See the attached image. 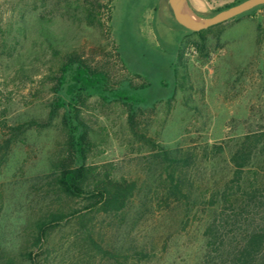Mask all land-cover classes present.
Segmentation results:
<instances>
[{"label": "rangeland", "instance_id": "1", "mask_svg": "<svg viewBox=\"0 0 264 264\" xmlns=\"http://www.w3.org/2000/svg\"><path fill=\"white\" fill-rule=\"evenodd\" d=\"M185 1L202 22L242 0ZM123 35L133 52L130 64L157 67L156 87L167 82L171 89L166 64L177 75L172 97L165 89L162 100L136 107L133 118L157 144L193 155L187 199L167 197L158 149L132 136L130 106L115 98L148 78L128 70ZM69 53L104 73L109 88H120L118 95H93L78 107L88 126L85 165L135 181L137 189L116 215L92 213L87 199L58 191L57 168L71 160L61 107L49 126L20 135L0 166V255L20 260L27 251L37 264H116L88 247L90 236L123 264H237L246 235L264 228V199L239 200L253 185L264 186V152L239 183L230 182L229 161L239 138L264 133V4L197 35L183 33L168 0H0V142L9 126L47 122L50 103L65 97L64 86L55 95L54 74ZM226 184L233 185L228 199ZM57 211L76 213L32 244L34 222ZM251 264H264V254Z\"/></svg>", "mask_w": 264, "mask_h": 264}, {"label": "trees", "instance_id": "2", "mask_svg": "<svg viewBox=\"0 0 264 264\" xmlns=\"http://www.w3.org/2000/svg\"><path fill=\"white\" fill-rule=\"evenodd\" d=\"M242 0L241 2H243ZM238 2L236 4H239ZM233 4L231 6H234ZM229 6V7H231ZM263 5L255 7L237 17L238 20L244 16L252 14L255 10ZM219 9L217 12L227 9ZM220 25V24H219ZM179 26V25H178ZM180 27V26H179ZM181 28V27H180ZM182 29V28H181ZM210 29V28H209ZM184 34L200 35L199 32H186ZM126 37H122L125 53H127V68L132 73L139 71L145 74L148 78L146 84L141 86H130L126 89L128 96L115 97L120 100H125L130 106V113L128 115L129 130L134 137H138L145 145L151 148H157L158 153L156 157L160 163L165 164L167 177L166 195L169 199L180 201L188 197V178L187 170L193 164V155L191 153L173 150L172 152L157 144L151 138L141 134L135 125L133 113L136 107L140 105H152L156 101L162 100L165 96V89H170L169 83L164 82L159 87L155 86L156 78L154 74L158 71L156 66L152 69L134 67L130 61L133 60L131 47L127 48ZM179 47L176 46L173 54H178ZM130 56V58L128 57ZM133 62V61H132ZM138 63V62H136ZM129 66V67H128ZM171 64H166L162 69L166 73V78L171 81L170 97L175 94L177 81L176 76H172ZM135 74V73H134ZM171 76V77H170ZM55 95L65 87L64 98H56L50 103V108L47 116V122L43 123L35 119L24 121L23 123L9 126V134L0 142V166L5 161V157L11 146L17 141L20 135L33 128H44L50 125L54 119L59 108H65L63 115L64 121L68 125L67 128V145L68 151L71 152V160L69 164L60 163L58 174L55 176V183L58 191L70 198H85L88 203L85 207L92 213L103 214H118L121 213L131 202L137 185L135 181H127L123 178L113 176L109 170L102 172H95V169L85 165V155L88 150L89 140L87 129L88 126L80 118L79 106L83 104L86 98L97 95L105 98L107 94H117L120 88H109L107 76L99 71L91 70L80 59L78 54H66L59 62L58 68L54 74ZM110 95V96H111ZM216 154L222 152L221 146L214 147ZM264 152V133H256L245 135L236 141V149L231 153L229 161L234 170L233 177L230 182L239 183L243 178L245 168L250 164L251 160L257 157L258 153ZM58 166V165H57ZM233 185H225L223 190V198L228 199L232 196L229 191ZM238 188L240 186L238 185ZM246 199H240L245 203H251L255 200L264 199V186L253 185L249 190H245L242 194ZM238 200V199H237ZM76 211L65 212L57 211L51 212L45 217L39 218L34 222L32 244L37 245L45 239L47 231L60 225L66 221L67 218L74 215ZM82 218V217H81ZM80 225L85 227L86 221L80 222ZM88 240V247L97 255L113 260L116 264H123L119 261V256L112 251L104 249L98 242L90 236ZM264 254V228L250 231L244 240L241 249L234 255V260L237 264H251L259 255ZM19 259L9 256L7 254L0 255V264H21L23 261H28L30 264H37L35 257L31 252H23L19 254Z\"/></svg>", "mask_w": 264, "mask_h": 264}, {"label": "water", "instance_id": "3", "mask_svg": "<svg viewBox=\"0 0 264 264\" xmlns=\"http://www.w3.org/2000/svg\"><path fill=\"white\" fill-rule=\"evenodd\" d=\"M176 0H168L169 7L177 24L186 32H199L231 20L255 7L264 4V0H244L243 2L221 10L200 24H189L181 16L175 6Z\"/></svg>", "mask_w": 264, "mask_h": 264}, {"label": "bare ground", "instance_id": "4", "mask_svg": "<svg viewBox=\"0 0 264 264\" xmlns=\"http://www.w3.org/2000/svg\"><path fill=\"white\" fill-rule=\"evenodd\" d=\"M186 1L185 0H176L175 2V6L178 9L180 16L189 24H200L202 23L201 21H199L198 18H196L195 16H192L191 14H189V12L187 11V8H184L183 5ZM187 7V6H186ZM187 9V10H186ZM186 18H185V17Z\"/></svg>", "mask_w": 264, "mask_h": 264}]
</instances>
